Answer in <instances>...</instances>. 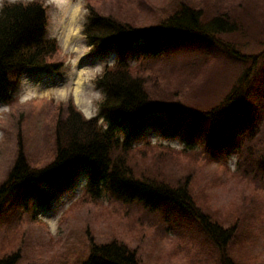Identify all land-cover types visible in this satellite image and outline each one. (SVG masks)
<instances>
[{
  "label": "rangeland",
  "instance_id": "obj_1",
  "mask_svg": "<svg viewBox=\"0 0 264 264\" xmlns=\"http://www.w3.org/2000/svg\"><path fill=\"white\" fill-rule=\"evenodd\" d=\"M5 1L28 0H0V6ZM39 1L47 6L46 38L58 45L48 61L59 63L61 72L26 70L18 78L15 99L8 104L0 100V189L20 153L34 168L53 160L56 121L67 107L87 119L98 115L103 94L94 80L117 56L88 55L82 26L89 8L130 29L157 27L182 5L204 10L205 26L214 18L229 24L228 32H217L211 41L161 42L154 54L139 42L126 52L130 73L143 80L153 102L207 110L246 74L264 80V0H58L57 7ZM189 119L177 113L156 127L125 125L116 136H128L132 149L158 146L132 151L130 163L187 184L204 214L223 228H238L239 240L227 254L238 264H264L263 173L242 175L236 152L208 147L200 130L189 131ZM99 124L106 127L101 118ZM257 144L264 145V138ZM188 153H196V160ZM74 169L58 180L45 202L37 201L27 186L0 200V258H15L16 264H83L90 244L115 241L134 250L142 264H217L209 240L176 211L158 201L147 209L139 202L122 204L106 191L94 200L84 194L89 171L81 165Z\"/></svg>",
  "mask_w": 264,
  "mask_h": 264
},
{
  "label": "trees",
  "instance_id": "obj_2",
  "mask_svg": "<svg viewBox=\"0 0 264 264\" xmlns=\"http://www.w3.org/2000/svg\"><path fill=\"white\" fill-rule=\"evenodd\" d=\"M203 17L204 10L182 5L157 27L130 29L89 8L83 34L91 46V54L114 48L122 52L138 41H143L153 53L160 42L173 45L193 44L202 39L211 41L217 32L230 29L229 24L217 18L205 26ZM45 24L44 12L36 3L6 2L1 6L0 100L3 102L11 103L15 98L17 82L12 76L15 72L30 67L43 71L60 68L59 63L48 61L55 50L54 44L44 38ZM94 84L103 94L98 115L86 119L71 105L67 107L66 114L56 121L53 160L42 168H34L20 153L0 189V200L11 190L27 186L37 201L45 202L58 180L81 165L89 171L86 194L90 198L96 200L102 191H106L122 204L139 202L145 209L158 201L163 207L176 211L199 236L209 240L206 243L214 247L217 264H238L227 254L228 246L239 240L238 228H223L218 220L204 214L187 190V184L173 182L170 177L161 179L157 170L148 174L130 163L132 151L158 146L132 149L128 136L120 139L116 134L123 132L125 125L156 127L177 113H186L190 116L189 131L200 130L208 147L220 153L228 149L236 152L242 175L252 176L254 171L264 175V145L260 144L258 148L257 144L264 138V80L246 74L219 104L207 110L190 109L173 102H153L143 80L130 73L122 62L106 69ZM100 118L106 127L99 124ZM160 148L170 153H186L168 146ZM188 154H193L192 158L196 160V153ZM15 260L0 258V264H16ZM83 264L142 263L134 250L122 242L112 241L90 244Z\"/></svg>",
  "mask_w": 264,
  "mask_h": 264
}]
</instances>
